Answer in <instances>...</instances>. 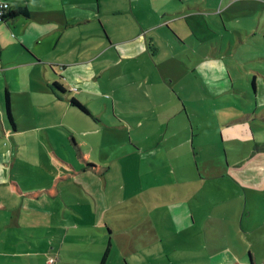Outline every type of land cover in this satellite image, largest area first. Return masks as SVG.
I'll use <instances>...</instances> for the list:
<instances>
[{"label": "crops", "instance_id": "crops-1", "mask_svg": "<svg viewBox=\"0 0 264 264\" xmlns=\"http://www.w3.org/2000/svg\"><path fill=\"white\" fill-rule=\"evenodd\" d=\"M0 1L10 4V12L15 9H24L28 14L27 16L7 18L0 23V101L2 103L0 108V139H5L8 142L10 151L9 158L0 156V190L4 185L9 186L10 193L12 192L11 198L0 203V243L4 245L0 250V264H77V261L65 262V259L77 256L74 249L82 250L85 248L87 250V248L96 245L101 248V252H99L100 249H97L98 252L90 253V257L99 261L98 264H102L103 253H106L109 249L108 257L104 263L108 264L111 249L116 245V239L120 235V231L113 227L114 224L112 223H115L113 220L123 215L124 205L126 206L131 198L128 197V192L123 193L120 183L116 184L117 188H109V174L112 169L110 167L111 156L104 159L101 154V162L97 157V151L100 148L92 144L94 135L100 131V129H97L98 122L95 125L86 127L84 130L86 136H83L80 132L72 130L65 124L55 121L46 124L45 117L48 109L37 108L36 110L18 107L17 101L25 96L28 98L31 94H25L23 84L31 82L35 85L36 80H41L49 85L47 93L53 96L48 97L50 98L49 103H54V106L63 104L62 102L67 103V105H64L66 106L65 112L68 111L69 107L72 108L76 105L85 107L87 111L92 112L86 107L89 104L84 106L85 100L88 103L96 100L99 107L105 101L101 90L97 85L95 86V80L100 78L98 73L93 76V69L96 65L111 68L113 63L116 62L134 61L132 63L133 67L137 64L136 61L145 59V64L152 68L156 64L153 62L156 56L151 55L149 45L139 33L126 40H114L108 32L107 25L102 22L103 15L109 21L113 16L121 13L124 15L127 10L126 0L124 2L122 0ZM179 1L180 3L187 2L191 7L187 10L179 8L177 12L172 14L165 10L163 13L154 12L153 14L157 17V21L160 20L157 27L162 26L167 34L171 35L172 44L175 45L176 49L178 47L182 50L187 49L188 42L182 38L181 34H178L177 29L170 27L168 22L171 19H165L168 16L176 19L180 17H184L183 19L194 18L199 15L200 6L207 0H196L193 3L187 0ZM218 2H220L219 9L221 11L231 12L230 17L234 21L244 22V24H247V21L250 20L249 15L246 13L254 12L255 16L260 11L264 13V0H218ZM234 7L236 9L233 10ZM202 10L210 11L209 8H202ZM220 15L222 16L221 21L214 20V22L219 27L226 29L225 36H232L230 42L233 47L237 42L236 34L226 33L233 30L229 29L227 24L223 22L224 13H220ZM96 21H101L102 33H93L94 27H92V24ZM261 23L264 24V14ZM198 24L201 28H205L203 33H213L211 31L214 30H210L211 27L206 19ZM162 27L160 28L162 29ZM154 28L151 26L148 30H154ZM254 31V25H245L237 35L250 37ZM259 32L262 33L263 38L262 43L260 41L259 45L263 46L260 53H257L256 58L258 60L256 61L260 63H254L251 71H249L254 77L252 79L248 78L245 83L242 84L241 74L236 82L229 71L222 69V64L216 65L215 55L218 54V51L221 52V45L214 46L215 42H213L214 47L206 54V62L196 66L203 79L196 76L194 78L197 81L200 80L203 90L207 91L204 83L208 81V89L215 97L228 94L235 95L238 97L236 100L241 103L240 107L236 106L235 108L241 116L236 119L233 118L225 125L229 130H220L221 144L225 142L233 144L255 142V127L258 126V122H264V27ZM255 36H257V33ZM94 37L101 39L98 45L95 46L93 43ZM201 42L204 44L205 40L198 41L199 44ZM96 48L98 54L94 56L93 51ZM71 54L76 60H72ZM68 57H70V61L67 60ZM55 63H61L56 67L68 70V72L66 74L58 73L54 66ZM188 65L183 63L182 68L188 70ZM195 71L193 69L188 74ZM152 72L154 73V71ZM22 80H26V83ZM203 80L206 82L203 83ZM77 84H82V88L78 89ZM90 84L93 86H90ZM158 85L164 90L167 86V84L161 82ZM4 92L5 96L3 98ZM16 92L21 93L15 94ZM84 95H86V98ZM6 96L10 97L14 125L11 124L6 110ZM157 97L158 95H156V99ZM109 100H111L110 97ZM100 110L103 111L104 109L100 108ZM105 111H111L112 118L119 120V124L116 126L113 123L105 126L103 123L107 122L103 120L102 113L98 111L97 117L101 119V124H103L102 126L106 131H118L120 128H128L121 126L122 121L125 119L134 126H146L152 123L156 125L163 118L158 117V112H153V114L148 115L150 122L147 120L148 116L136 118L131 122L127 120L126 113L121 114L117 111L115 100L112 103L109 101L105 103ZM183 111L187 113L185 108ZM30 116H37L35 123H38V126L32 129L35 134L31 136L26 134L28 128L24 126L28 122L26 119ZM39 116H43V119L38 120ZM153 136L156 137L157 135ZM47 142L50 147L48 153L45 150ZM128 142V144L124 143L120 146L126 148V145H128L132 149L131 153L135 158L134 160H139L137 163H141L142 148L140 142L132 141V139ZM162 142L161 140L160 143ZM113 145L116 146V144ZM25 146L36 147L37 150L32 152L40 155L42 153L43 163L48 162L53 165V168L42 169L41 176L29 169L27 173L37 176L34 175L35 178L31 182L25 180V178H19L23 175L15 171L16 166H19L22 170H28L23 167L22 162V164L20 163V157L24 158L26 156L20 153L21 148ZM149 146L154 149L158 148L157 141H154L153 146L151 143ZM175 146L179 148L181 145ZM168 147L167 144L164 148ZM63 149H66V152ZM192 153L195 154V151ZM161 157L166 159L163 156ZM194 157H196V154ZM242 160H239L234 166L235 168H246V172L233 173V179L237 184L246 185L245 193L249 189L256 190L259 193L264 192V155L255 156L252 154L248 159L243 158ZM16 161L20 164H17ZM159 161L162 162L155 155L151 164L157 165ZM253 161H256V163L251 166L250 164ZM227 163L229 166L228 161ZM58 164H63L71 171L66 170L64 174L58 172L56 169V167H59ZM153 169L155 172L158 170L154 166ZM171 169L170 176L174 181L176 180L174 179L176 171L173 168ZM155 172L151 170L145 176H154V179H156ZM116 176L119 178V175ZM37 178L38 180H36ZM255 179H258L259 182L255 181L251 184ZM69 186H74L77 189L80 187L84 190V195L86 194L94 202V210L90 208L89 213L95 212L94 216L97 218L101 210V222L93 218L90 223L91 216L89 213L84 214L75 202H68L67 194L69 192L67 191ZM247 186L251 188H247ZM185 192V194L174 195L172 191L171 195L168 194L170 199L169 209L176 211L173 218L171 216L174 222H167L168 225H172L173 229L168 230L163 237L157 235L155 238L150 237L148 243L151 250L158 249L154 244H160L159 247L166 264H264L263 236H256L255 238L249 236L243 229V221L238 223L232 219V222L218 223L214 220L217 219L216 217H213L212 220H214L213 223L219 226L210 227L208 232L212 235H207L208 226L206 222L209 224V221L212 220H205L199 222V224L190 211L192 208L190 200L192 204L204 202V195L201 197L193 196L194 199H184L185 196H189L187 191ZM179 196H182V200L178 199ZM136 197H132V199ZM100 198L105 201V204L100 203ZM193 207L192 210L200 208V206ZM169 209L167 210L169 211ZM111 212H114L115 216L113 220L109 221L107 216ZM65 219H68L69 222L72 221L73 225H68L69 223ZM40 221L50 222L51 226H43ZM138 222L139 220L136 223ZM258 222L260 223H255L250 219L247 221L248 227L255 232L256 227L260 224L264 235V214L261 221ZM121 224H123L122 219ZM155 228L157 230L161 226L155 225ZM195 228L202 235L190 237L189 233L194 231ZM79 229H83L84 232L82 233ZM10 230H12V236L9 234ZM18 235L22 237H18ZM30 235L37 239L43 238L45 241L34 245L26 240ZM105 239L107 240L104 242ZM66 242H69V247L64 250ZM30 246L37 249V251H31ZM254 246L257 247V251L254 250ZM156 254H153L150 258L152 263L157 259ZM83 259L84 257L80 256L79 260L82 261L80 264H84ZM125 261L123 264H127V261Z\"/></svg>", "mask_w": 264, "mask_h": 264}, {"label": "rangeland", "instance_id": "rangeland-1", "mask_svg": "<svg viewBox=\"0 0 264 264\" xmlns=\"http://www.w3.org/2000/svg\"><path fill=\"white\" fill-rule=\"evenodd\" d=\"M122 1L124 2L125 0ZM187 1L193 3L196 0ZM125 5L127 10L124 15L121 13L111 17V23L103 15L102 22L107 25L108 32L114 40H126L139 33L149 45L152 52L151 55L156 56L153 60L156 63L154 67H148L145 64V59L136 61L137 64L133 67L132 63L134 61L116 62L113 63L111 68H103V65H96L93 69V76L98 73L100 78L95 80V86L97 85L99 90H101L105 101L99 107L96 100L89 101V103L85 100L84 106L89 104L86 107L92 112L87 111L85 107L80 105L72 108L68 106V111L65 112L66 106L64 105H67V103L62 102L63 104L58 106H54V103H49L50 98L48 97L53 96L47 93L49 85L41 80H36L35 85L31 82L26 83V80H24L26 83L23 84L25 94H31L28 98L25 96L17 101L18 107L36 110L37 108L48 109L45 117V120H47L46 124L54 123V121L65 124L72 130L80 132L83 136H86V131H84L86 127L95 125L98 122L97 129H100V131L94 135L92 144L100 148L97 151V157L100 161L101 154L104 159L111 156L110 167L112 169L109 174V188H117L116 184L120 183L123 193L128 192V197L131 198V201L126 206L124 205L125 211H123L121 217L113 220L114 212L107 216L109 221L113 220L115 222L112 223L114 224L113 227L120 231L119 238L116 239V245L111 249L108 264H123L125 260L127 264H166L164 255H162L159 247L160 244H154L158 249L151 250L148 243L150 242V237L155 238L156 235L163 237L168 230L173 229L171 224H167L169 221L174 222L172 218L176 214L174 209H169V195L172 194V191L174 195L185 194V191H187L189 196H185L184 199H194L193 196L201 197L204 195V202L192 204L190 200L192 208H194L193 206H200L199 209L192 210L191 208L190 210L191 214H194L197 223L212 220L213 217L217 218L214 220L218 223L232 222V219L238 223L243 221V229L249 236H254L253 238L263 236L264 238L260 224L254 232L248 227L247 223L250 219L255 223H260L258 221H261L264 214V192L259 193L256 190L249 189L245 193L246 185L237 184L233 179V173L246 172V168H235V163L243 158L248 159L252 154L255 156L264 155V122H258V126L255 127V142L252 141L248 144L225 142L221 144L220 130H229L225 125L232 121L233 118L236 119L241 116L239 111L235 110L236 106H241V103L236 100L238 97L235 95L228 94L215 97L211 90L208 89V81L203 80V83L206 82L204 83L207 88L206 91L202 89L200 80L197 81L194 78L196 76L203 79L196 66L206 62V54L214 46L220 44L221 52L217 50L218 54L215 55L216 60H214L216 65L222 64V69L229 71L236 82L240 74L242 84L248 78L252 79L254 75L249 73V71H251L254 63H260L256 61L258 60L256 57L263 46L259 45L263 39L262 33L259 31L264 27V24L261 23L264 13L260 11L256 16L254 12L246 13L249 15L250 20L247 21V24H244V22L234 21L230 17L231 12L225 13V10L221 11L218 0H207L200 6L199 15L194 18L183 19L184 17H180L176 19L168 16L165 20L171 19L168 22L170 27L177 29L178 34H181L182 38L188 42L187 49L180 50L178 47L176 49L175 45L172 44L171 35L167 34V31L162 26L157 27L160 20L157 21V17L153 13H163L165 10L172 14L177 12L179 8L187 10L191 7L187 2L180 3L179 0H126ZM202 8H209L210 11H203ZM232 9L234 10L236 7ZM220 13H224L223 22L227 24L229 29L233 30L226 33L236 34L237 42L233 47L230 42L232 36H225L226 29L219 27L214 22V20L221 21L222 16ZM204 19L208 21L211 27L210 30H214L211 32L216 33V35L210 32H207V34L203 33L205 28H201L198 23L204 21ZM100 22L96 21L92 24V27H94L93 33H102ZM245 25L255 26V31L250 37L237 35L239 30L243 29ZM151 26L155 28L149 31L148 28ZM256 33L257 36H255ZM201 38L205 40L204 44L203 42L201 44L198 43L199 40H202ZM99 41H101L100 38L94 37V46L98 45ZM213 42H215L214 46ZM93 54L94 56L98 54L97 48L93 51ZM71 58L76 60L72 57V54ZM67 60L70 61V57ZM183 63L189 64L188 70L182 68ZM58 65H61V63L54 64L58 73L66 74L68 72V70H62L60 67L57 68L56 66ZM193 69L196 71L188 74ZM24 81L22 80V82ZM160 82L167 84V86L164 85L166 86L165 90L158 85ZM90 86L93 85L90 84ZM76 87L81 89L82 84H77ZM20 93L16 92L15 94ZM156 95H158L157 99ZM2 96L4 98L5 92ZM109 97L111 100H109ZM114 100L117 104V111L121 114L126 113L127 120L131 122L136 118L147 117L153 112H158V117H163L162 121L157 122L156 125L152 123L146 126H134L125 119L122 121L121 126L128 128H120L118 131H106L102 126L103 124L105 126H109L111 123L114 126L119 124V120L112 118L111 111H105V103L107 101L112 103ZM43 101L44 103H42ZM1 107L2 103L0 101ZM183 107L187 113L183 111ZM100 108L104 110L101 111L102 109L100 110ZM98 111L102 113L103 120L107 123L101 124V119L97 117ZM36 119L37 116H30L26 119L28 121L24 125L28 128L26 134L30 136L35 134L32 129L38 126V123H35ZM39 119L42 120L43 116H39ZM147 120H150L149 116ZM153 135L157 136L154 137ZM130 139L140 142L142 148L141 163H137L139 160H134L135 158L131 153L132 149L128 145H126V148L120 146L124 143L128 144ZM155 140L158 144L156 149L149 146L150 143L153 146ZM161 140L163 141L162 143H160ZM113 144H116V146ZM167 144L169 147L164 148ZM175 145L181 146L178 148ZM46 146L45 150L48 153L50 151L48 142ZM21 149L20 153L26 156L24 158L20 157V163L22 162L23 167L28 170H22L19 166H16L15 171L23 175V177L19 178H25V180L31 182L34 180L35 174L27 173L29 169L41 176L42 169L53 168L52 164L43 163L42 153L40 155L32 152L37 150L36 147L25 146ZM63 151L66 152V149H63ZM193 151H195L196 157H194ZM9 152L8 142L5 139H0V156L9 158ZM155 155L162 160L157 165L151 164ZM20 163L17 162V164ZM255 163L256 161H253L250 165L253 166ZM58 166L56 169L62 174L66 173V170L68 172L71 171L63 164H58ZM153 166L158 168V174L153 169ZM171 168L176 171V177L174 178L176 180L174 181H172L170 176ZM151 170L156 173V179H154V176H145ZM116 175H119V178ZM255 181L259 182L258 179H255L251 184ZM247 188L251 187L247 186ZM67 192H69L67 194L68 202H75L84 214H88L90 208L94 210V202L86 194L84 195L83 189L69 186ZM11 194L10 187L3 185L0 190V203L11 198ZM135 196L137 197L132 199ZM181 198L182 196L178 197V199L182 200ZM100 203L105 204V201L100 198ZM94 213H89L91 216L90 223L93 218L101 222L102 211L100 210L97 218ZM121 219L123 224H121ZM65 220L68 221V225H73L72 221ZM138 220L139 224L136 223ZM214 220L209 221V224L206 222L208 226L207 235L210 234L208 232L210 227L219 226L213 223ZM40 223L46 227L51 226L50 222L40 221ZM155 225L161 226V228L156 230ZM79 230L82 233L84 232L83 229ZM9 234L12 236V230H10ZM197 235H202V233H199L196 228L189 233L190 237ZM243 236L246 237L245 235ZM18 237L22 236L18 235ZM26 240H29L34 245L45 241L43 238L37 239L33 235L27 237ZM68 243H65L64 250L69 247ZM2 246H4L3 243H0V250H2ZM97 249H100L99 252H101V248H98L97 245L87 248V250L85 248L82 250L74 249V253L77 256L66 258L65 262L77 261V264H80L82 261L79 259L82 256L84 257V264H98L99 261L90 257V253L98 252ZM30 250L37 251L31 246ZM254 250H258L256 246H254ZM155 253H157V259L152 263L150 258ZM100 254L102 255V253ZM104 255L105 252L103 253Z\"/></svg>", "mask_w": 264, "mask_h": 264}, {"label": "trees", "instance_id": "trees-1", "mask_svg": "<svg viewBox=\"0 0 264 264\" xmlns=\"http://www.w3.org/2000/svg\"><path fill=\"white\" fill-rule=\"evenodd\" d=\"M27 11L24 10V9H15L14 11L12 12H9L8 15L5 17V19L7 18H15V17H18V16H27ZM4 22V21H3ZM5 106H6V110L8 112V115H9V120L11 122L12 125H14V119L12 117V114H11V102H10V97L9 96H6V99H5ZM108 253H109V249L106 251L103 259H102V264L105 263L107 257H108Z\"/></svg>", "mask_w": 264, "mask_h": 264}, {"label": "built area", "instance_id": "built-area-1", "mask_svg": "<svg viewBox=\"0 0 264 264\" xmlns=\"http://www.w3.org/2000/svg\"><path fill=\"white\" fill-rule=\"evenodd\" d=\"M10 12V4L5 1H0V23L5 20V17Z\"/></svg>", "mask_w": 264, "mask_h": 264}]
</instances>
